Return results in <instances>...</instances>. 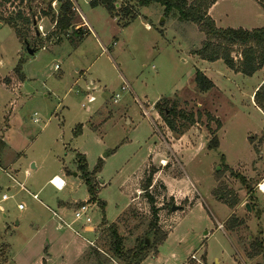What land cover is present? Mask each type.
Wrapping results in <instances>:
<instances>
[{
	"label": "rangeland",
	"instance_id": "obj_1",
	"mask_svg": "<svg viewBox=\"0 0 264 264\" xmlns=\"http://www.w3.org/2000/svg\"><path fill=\"white\" fill-rule=\"evenodd\" d=\"M77 2L82 11L75 12V24L84 15L89 27L81 29L85 34L76 32L70 39L56 35L53 23L58 15L45 10L42 0H30L21 8H5L0 2V17L24 12L31 22H15L16 28L28 32L21 38L0 18V154L7 139L13 145V152L7 151L9 157L24 151L20 178L30 170L26 181L33 182V187L28 182L27 186L39 192L43 202L18 190L0 173V264H103L90 255L93 246L87 239L95 241L96 235L82 230L83 221H72L74 208L89 195L83 179L74 175L79 171L78 153L85 156L92 171L102 160L95 178L102 187L96 199L104 208L98 200H85L92 223L97 225L103 218L113 222L126 209L119 225L126 249L136 246V238L148 235L154 240L157 236L148 234L154 216L143 190L150 172L154 171V179L162 173L176 191L178 199L166 192L160 178L149 190L157 205L162 204L160 230L180 225L160 248L161 257L148 255L141 264H189L191 260L204 264L201 258L206 251L209 264H217V259L220 264H264L262 255L248 258L254 251L253 240L264 242V193L258 188L264 178V110L256 106L258 89L252 97L264 71L238 74L221 59L209 71L225 91H200L195 75L202 58L194 50L202 46L206 34L197 24L176 15L165 17L164 7L157 3L142 7L137 0H118L116 16L103 5ZM242 6L224 0L213 9L212 18L224 28L240 23L264 25V18L256 17L251 8L242 11ZM125 8L132 11L127 17ZM132 14L137 17L131 19ZM36 18L47 36L38 32ZM28 45L39 48L30 54ZM240 49L234 48L236 59H241ZM164 98L169 99L168 113L174 103L186 115L193 113L197 122L184 133L172 131L155 107ZM176 122L182 124L185 119L178 116ZM79 124L83 130L76 138ZM215 136L218 147L211 149L209 143ZM163 160L167 162L164 167ZM55 174L67 180L65 189L46 182ZM240 175L248 179L249 193ZM139 191L141 196L131 203ZM5 193L13 197L2 200ZM74 199L79 203L69 206V219L57 204ZM195 199L201 205L175 215L173 205L185 207ZM21 202L24 210L18 209ZM229 203L239 204L233 216L244 223L235 231L225 224L229 231L225 234L218 222L231 213ZM49 207L72 229L54 217ZM16 217L22 221L19 227L14 224ZM102 230L95 244L107 251V229ZM189 246L198 249L193 259L187 258ZM234 256L239 262L234 263ZM107 264L118 262L111 259Z\"/></svg>",
	"mask_w": 264,
	"mask_h": 264
},
{
	"label": "trees",
	"instance_id": "obj_2",
	"mask_svg": "<svg viewBox=\"0 0 264 264\" xmlns=\"http://www.w3.org/2000/svg\"><path fill=\"white\" fill-rule=\"evenodd\" d=\"M30 0H0V2L8 8L12 6L14 8H21L26 2ZM217 0H137L139 5L148 6L152 3L160 4L164 7V16L176 15L182 21L195 23L199 28L206 34V39L203 41L202 46L194 50V53L199 55L202 59L207 61H216L222 59L224 63L233 71L241 72L245 75H252L257 70L264 66V27L254 28L252 30L244 28H221L217 26L214 19L209 15V8ZM264 7V0H257ZM118 0H91L93 6L103 5L111 15L116 14ZM126 12L124 16L131 13L129 8H125ZM137 14H132L131 19H135ZM2 18V17H0ZM5 22L13 27L17 34L21 38H26L28 32H23L19 28H16L15 22L17 19L24 21V23H31L30 18L26 16L24 12H18L15 16H9L8 18H2ZM56 24V35L61 34L62 36L68 35L71 37L70 30L72 34L79 32L80 35L85 34L83 30L75 28V12L72 10V4L69 0H64L60 6V13L55 19ZM129 23H127L128 25ZM62 36H59L61 39ZM37 38V36H36ZM235 47H240L241 59H236L232 53ZM39 47H35L37 50ZM24 80V77H20ZM195 82L200 91L206 92L215 87L212 80H210L202 71L197 70L195 75ZM256 105L264 110V84L258 87L254 95ZM164 103L161 100L155 103V107L164 114L165 122L168 127L179 133H184L189 126L194 125L197 121L194 114L186 115L183 111L177 110L174 103L170 106V113H168L169 99L164 98ZM171 115L173 117H171ZM181 116L185 119V122L178 124L176 118ZM82 126L78 125L77 130L74 132L75 135H79ZM218 147V138L215 136L210 140L209 148ZM79 170L81 173V178L88 187L90 194V201L95 200L97 196V186L95 173L98 168L102 165V160L100 161L98 167L93 171L87 166L85 156L82 154H77ZM241 181L245 184L247 192L251 191V185L248 183V179L242 175L239 176ZM154 181V171L150 172L147 181L143 186L144 193L149 199L151 208L153 211L154 221L149 224L148 234L157 235L154 240L150 239V236L146 235L142 239H136V246L131 249H126L124 246V236L119 231V225L121 223V218L126 214L123 213L117 222L111 223L106 227L107 235L106 241L108 245V250H101L97 248L91 249V254L98 257V259L103 264L111 259L117 260L118 264H141V262L152 252H156L157 247L161 244L167 237L166 231H161L158 227L159 221V207L157 202H155V197L149 192ZM231 207L234 203H229ZM102 207L104 204L101 202ZM105 219V218H103ZM244 221L238 219L236 216H231L226 222V227L229 230H237ZM147 233V232H146ZM251 248L254 250L248 255L250 257L256 255H262L264 258V242L260 238L253 240ZM152 250V251H151Z\"/></svg>",
	"mask_w": 264,
	"mask_h": 264
},
{
	"label": "crops",
	"instance_id": "obj_3",
	"mask_svg": "<svg viewBox=\"0 0 264 264\" xmlns=\"http://www.w3.org/2000/svg\"><path fill=\"white\" fill-rule=\"evenodd\" d=\"M222 1H224V0H217L210 8H209V15L211 16V17H213L212 15V11H213V9L219 4V3H221ZM232 1H236V2H238L240 5H243L240 9L242 10V11H245V12H250V8H251V11L253 10V14L256 16V17H259V18H264V7L257 1V0H232ZM214 21L216 22V24H217V26H219V27H221V28H224L223 26H221L219 23H218V20H217V18L214 16ZM76 26H79L77 29H83V28H86V26L85 25H83L82 24V22L80 23V24H77ZM149 27V26H148ZM227 27H229V28H244V29H248V30H252V29H254V28H261V27H264V25H262V24H260V23H257V22H254V23H245V24H242V23H240V24H238V25H227ZM226 26H225V28H227ZM88 31H90V28H88ZM71 34V36L73 35L72 34V32L70 33ZM39 35V34H38ZM70 36V35H69ZM69 39H70V37H68ZM36 52V51H35ZM200 58V57H199ZM201 60V59H200ZM218 61H222L221 59H219V60H216V61H207V60H201V63L199 64V65H201L202 64V66L201 67H198L199 68V70L200 71H202L210 80H212L213 81V83H214V85H215V87H214V89H218L220 92H221V94L225 91V89L224 88H222L221 86H218L215 82H214V80H213V76L211 75V73H210V69H212V67H214V64L216 63V62H218ZM229 68V67H228ZM232 70V69H231ZM260 70H262V71H264V66L260 69ZM233 71V70H232ZM233 72H235V71H233ZM236 73H238V74H240L241 72H236ZM264 82V77L261 79V81L257 84V86L255 87V89H254V91H253V93H252V97H253V95H254V93H255V91L258 89V87H260V85L262 84ZM257 106V105H256ZM79 125H81L82 126V128H81V131H80V134L79 135H75V137L77 138L78 136H80L81 134H82V130H83V124H79ZM184 136H186V134H184L181 138H179V139H182V138H184ZM75 138V139H76ZM5 143H6V145H7V147L4 149V151L2 152V154H0V162H1V164H3L4 166H6V167H8L9 168V171L13 174V176L16 178V180L18 181V182H20V183H23L25 186H26V188L32 193V194H38V196H39V192H33L30 188L31 187H33V182H28V181H26V178L29 176H31V174H30V170H28V169H26L25 170V174H24V179H21L20 178V175H22V172H21V163H20V161L23 159V153H24V151H15L14 153H16L17 155H16V157L15 158H12V157H9V154H7V151H9V152H13V151H11L12 150V148H13V145L11 144V143H9L8 142V139L5 141ZM162 159V158H161ZM163 161H165V162H163ZM162 161V163H164L163 164V167L166 165V160H163ZM30 164L32 165V168H36L35 167V163L33 162V161H30ZM79 164V163H78ZM66 168V167H65ZM64 168V169H65ZM67 171V170H66ZM27 172V173H26ZM26 174H28V175H26ZM74 175L75 176H77V177H81V173H80V170L79 171H77V172H75L74 173ZM53 177H58L59 179H61L60 180V182H63V184H64V186H63V188L62 189H59V188H57V187H55L56 189H58V190H63V189H65V187L67 186V180H65V178H62L59 174H55V175H53L52 177H50V178H48V180L46 181V182H49L50 184H52L51 183V179L53 178ZM162 179L163 180V182H164V184H165V187H166V192L170 195V196H173V197H175V199H178V197H177V194H176V191L171 187V184H170V181L166 178V176H164L162 173H159V174H157V176H156V178L154 179V181H153V184H152V186H151V188L153 187V186H155V184H156V181H157V179ZM12 180V179H11ZM13 181V180H12ZM15 184H16V187H17V189L18 188H20V186H18V184L15 182V181H13ZM27 182H28V184H29V186H30V188H28L29 186H27L28 184H27ZM99 182H101V183H103V185H105V183H104V181H101V180H99ZM70 183H72V184H74L75 183V181H71ZM98 185V180L96 179V186ZM11 187L12 186H10L9 185V189H11ZM104 187V186H103ZM100 188H102L100 185H98V188H97V192L100 190ZM150 188V189H151ZM19 190V189H18ZM41 190V189H40ZM39 190V191H40ZM30 196H32L30 193H28ZM137 194V193H136ZM142 194V193H141ZM141 194H140V191L138 192V195H135V196H132L131 197V203H134L137 199H139V197L138 196H141ZM97 196H98V194H97ZM97 196H96V198H97ZM11 197H13V195H11ZM10 197V198H11ZM33 197V196H32ZM9 198V199H10ZM88 198H90V194L87 196V198H84V200L83 201H80L81 203L82 202H85V200L86 199H88ZM95 198V201L96 200H98V199H96ZM184 198H186V197H183V199ZM33 199L34 200H36V201H39L41 204H43V202L39 199V200H37V199H35L34 197H33ZM75 200L76 199H74V201L73 202H66V201H63V200H59L58 201V204H57V206H58V209L60 210V212H61V214L63 215V216H65V217H67V218H69V219H72V213H70V211L68 210L69 209V206L71 205V204H75V203H79V202H75ZM98 202H99V204L101 203V200H98ZM194 202V203H193ZM22 203V202H21ZM18 204H20V203H18ZM80 204V203H79ZM78 204V205H79ZM201 205V203L199 202V200H196L195 199V201H192V202H189V204L187 205V206H179V208H178V210L175 212V215H177V213L179 212V210H183V211H185V212H187V211H192V209L194 208V207H196V206H198V205ZM106 205V204H105ZM160 205H162V204H159V205H157L159 208H160ZM239 204H237V206H235V207H233V208H231V213L229 214V216L223 221V222H218V228L219 229H221V230H223V232L226 234L227 233V229H225V224H226V222L228 221V219L231 217V216H233L234 215V213H236L237 211H238V209H239V206H238ZM71 207V206H70ZM26 207H25V205H24V208H19L18 207V209L19 210H24ZM77 207H75L74 208V210L76 209ZM126 208H127V206H126ZM49 210H50V207L48 208ZM162 208H160V210H161ZM125 210L126 209H124L121 213H119L118 215H116V217H115V219L113 220V222H109L106 218L105 219H103L99 224H93L92 222V224L90 223V224H84L83 223V226H82V230L83 231H85V232H87V233H93V234H95L96 235V238H95V241H93V240H88L87 239V242L89 243V245H90V247L92 246L91 244H90V242H95L96 243V241H97V239L100 237V235H101V233H102V229H105L106 227H108V225L109 224H111V223H114V222H117L118 220H119V218L121 217V215L123 214V213H125ZM159 210V212H161ZM54 211V210H53ZM51 212V211H50ZM57 214H58V212L57 211H55ZM52 213V212H51ZM52 215L54 216V217H58V216H56V215H54L53 213H52ZM60 217L62 216V215H60V214H58ZM160 215V213L158 214V216ZM62 216V217H63ZM61 217V218H62ZM71 217V218H70ZM74 217V216H73ZM63 220H66V219H63ZM72 221H74L75 223L76 222H79V221H82V220H79V221H77V220H75L74 218H73V220ZM71 221V223H73ZM84 222V221H83ZM62 223H63V225H65L68 229H72V227H71V225L70 226H68L67 225V223H65V222H63L62 221ZM65 223V224H64ZM14 224H15V226H17V227H19V226H21V224H22V221H21V219L20 218H15L14 219ZM69 224V223H68ZM179 225H180V223L178 222V223H176V224H173L170 228H169V230H167L166 232H167V237L165 238V240L161 243V244H159L158 245V247H157V250H156V252H152L150 255L153 257V258H155V259H159L160 257H161V251H160V248L163 246V245H165V244H167L170 240H171V238L174 236V232L178 229V227H179ZM74 230V229H73ZM230 231H232V230H230ZM229 232V231H228ZM77 233V232H76ZM78 234V233H77ZM228 234V233H227ZM211 235H213V233L211 234ZM210 235V236H211ZM210 236H208L207 238H209ZM137 239V238H136ZM183 239V238H182ZM182 239H180V241L182 240ZM93 247H91V249H92ZM194 248V247H193ZM193 248L191 247L190 248V246L187 248V258H189L190 256H192V254H195L196 252H197V250L198 249H195V250H193ZM93 255H91V257H92ZM235 257V261H234V263H236V262H239L237 259V257L236 256H234ZM248 258H252V257H250L249 255H248ZM191 259V258H190ZM202 261L204 262V264H209V259H210V257H209V253H208V251H206L205 253H204V255H202ZM198 260V259H197ZM242 260H244V259H242ZM245 261V260H244ZM216 262H217V264L220 262V263H222L219 259H217L216 260ZM40 263V262H39ZM195 264V262H193V260H191L190 262H189V264ZM219 263V264H220Z\"/></svg>",
	"mask_w": 264,
	"mask_h": 264
},
{
	"label": "built area",
	"instance_id": "obj_4",
	"mask_svg": "<svg viewBox=\"0 0 264 264\" xmlns=\"http://www.w3.org/2000/svg\"><path fill=\"white\" fill-rule=\"evenodd\" d=\"M42 1L45 2L46 6H47L45 10H47V8L52 9V11L54 10V11L56 12V14L59 15V13H60V6H61L62 1H64V0H42ZM69 1H70V3L72 4V10H73L74 12H79V11L81 10V8H80V6H79L77 0H69ZM85 1H91V0H85ZM27 10H28V12H30V10H31L30 5L27 6ZM54 11H53V12H54ZM81 11H82V10H81ZM40 14H41V12H40ZM82 19H83L82 24L85 25V26H87V27H89V24H88L87 20L85 19L84 15L82 16ZM84 20H85V21H84ZM56 24H57V20L54 21V23H53V27H55ZM34 25L36 26V28H38V32H39V33H41V34L44 35V36H47V33H46V31L44 30V25L41 23V21L38 20V18H36V20H34ZM76 27L78 28L79 26H76V25H75V28H76ZM69 32L71 33L72 31L70 30ZM68 35H69V34H68ZM68 35H67V36H68ZM44 48H45V47H44ZM123 89H125V87H123ZM117 96H119V95H117ZM35 121L37 122L38 119L35 118ZM0 173H4V174H6L10 179H12L13 181H15V182L18 184V186H20V190L25 191V192H27V193H30L35 199L39 200V196H38V194H32V193L26 188V186H25L23 183L18 182V181L16 180V178L13 176V174L9 171V168L4 167V166L1 164V162H0ZM60 180H61V179H59L58 177H53V178L51 179V183H52L55 187H57V188H59V189H62L63 186H64V184H63V182H58V181H60ZM263 184H264V178H263V180L258 184V188L260 189V191H262V192L264 193V190H263V188H262V185H263ZM10 197H11L10 195H8L7 193H5V194H3V196H2V200H8ZM18 207L22 209V208H24V204H23V203H20V204H18ZM1 208H2V207H1ZM2 209H3V208H2ZM90 209H91V208H90V204H89L87 201L80 203V204L77 206V208L74 210V219L77 220V221L82 220V221H84L85 224H90V223L92 222V218H91V215H90ZM50 211H51L54 215L58 216L63 222L67 223L65 220H63V219H62V218H61V217H60L55 211H53L51 208H50ZM67 225L70 226V224H68V223H67ZM77 233H78V232H77ZM78 234H79V233H78ZM90 244H91L93 247H95V248L101 250V249L95 244V242H90ZM191 258H192V259L195 258V254H192ZM112 260H114V259H112Z\"/></svg>",
	"mask_w": 264,
	"mask_h": 264
},
{
	"label": "water",
	"instance_id": "obj_5",
	"mask_svg": "<svg viewBox=\"0 0 264 264\" xmlns=\"http://www.w3.org/2000/svg\"><path fill=\"white\" fill-rule=\"evenodd\" d=\"M38 34H39V33H38ZM27 50H28V52H29L30 54H34L35 51H36L34 48H31L29 45L27 46ZM178 208H179V206H176V205H173V206H172V210H173V211L178 210ZM247 208L250 210V206H249V204H247Z\"/></svg>",
	"mask_w": 264,
	"mask_h": 264
},
{
	"label": "bare ground",
	"instance_id": "obj_6",
	"mask_svg": "<svg viewBox=\"0 0 264 264\" xmlns=\"http://www.w3.org/2000/svg\"><path fill=\"white\" fill-rule=\"evenodd\" d=\"M58 182H60V181H58ZM262 188H263V190H264V184L262 185Z\"/></svg>",
	"mask_w": 264,
	"mask_h": 264
}]
</instances>
